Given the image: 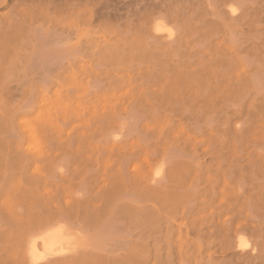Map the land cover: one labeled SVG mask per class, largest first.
Returning a JSON list of instances; mask_svg holds the SVG:
<instances>
[{
  "label": "rangeland",
  "instance_id": "1",
  "mask_svg": "<svg viewBox=\"0 0 264 264\" xmlns=\"http://www.w3.org/2000/svg\"><path fill=\"white\" fill-rule=\"evenodd\" d=\"M148 1L0 0V264L118 211L71 264H264V0Z\"/></svg>",
  "mask_w": 264,
  "mask_h": 264
},
{
  "label": "bare ground",
  "instance_id": "2",
  "mask_svg": "<svg viewBox=\"0 0 264 264\" xmlns=\"http://www.w3.org/2000/svg\"><path fill=\"white\" fill-rule=\"evenodd\" d=\"M148 2H150V0ZM149 6L151 5L149 4ZM160 19L161 18L157 17L155 22ZM169 38H171V36ZM121 213V211H118L102 224L97 221H92L90 218L74 220L69 218L63 219L58 213L56 215L36 216L30 224V228L27 229V232L31 233L27 236L28 238L26 240L28 241H25L27 243H25L27 245L25 246V252H27L28 264H71L75 261L78 262L80 259L92 257L98 258L100 262L103 260L107 261V258L96 250V247L107 230H114V225L116 223H119V228L121 229H124L126 226H129L127 228L129 231L136 229V217L132 215L130 218L126 219L121 216ZM29 238L31 239L29 240ZM239 242L241 245L242 241L240 240ZM242 245L244 246V244ZM126 246L127 245L124 247ZM241 246H239L240 249ZM38 247H41V251H39ZM122 248L121 246L120 249L122 250ZM136 248L137 245H133L127 250V253L123 255L120 254L121 257L112 259L111 264H136ZM120 249L118 250L117 248V250L115 249L113 251L117 254V251H120ZM42 250L43 253H45H42L43 255L38 253V251L42 252ZM122 258H124V261Z\"/></svg>",
  "mask_w": 264,
  "mask_h": 264
}]
</instances>
